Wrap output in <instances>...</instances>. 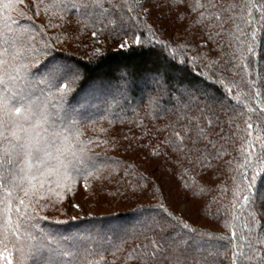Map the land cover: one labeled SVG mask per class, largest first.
Wrapping results in <instances>:
<instances>
[{"label":"trees","instance_id":"trees-1","mask_svg":"<svg viewBox=\"0 0 264 264\" xmlns=\"http://www.w3.org/2000/svg\"><path fill=\"white\" fill-rule=\"evenodd\" d=\"M111 2L117 3V9L110 8V0H103L104 7L116 17L123 15L127 26L117 23L104 27L106 21L99 15L93 19L82 14L83 9L73 7L79 0H61L60 8L47 11L43 6L48 0L39 7L34 6V0H12L11 9L0 3V10L16 21L12 27L27 30L33 37L28 43L44 62L32 70L33 74L39 75L55 57L83 66L85 77L103 82L102 88L86 94L81 85H73V92L64 101L66 108L74 109L68 119L78 121L82 133L81 143L75 147L83 148L84 156L96 162L100 178H77L63 199L48 192L49 185L42 192L38 189L32 197L34 233L68 238L64 247L76 243L77 260L83 264H142V254L146 248L152 253L154 243L165 245L170 234L190 235L183 228L185 223L201 233L229 236L233 229L225 224L231 222L238 234L247 236L244 225L251 224L249 212L257 217L253 234L264 233V201L245 205L234 197L236 185L243 187L240 173L246 170L237 168L247 155L241 153V144L253 141L250 151L254 164L257 158H264V147L255 141L257 136L264 138V10L254 9L245 24L239 15L241 9L230 8L221 13V28L214 13L221 5L228 7L238 0H212L217 8L197 7V0H182L176 6L170 0H139L140 7H136L138 0ZM255 2L258 9L264 4V0ZM207 3L199 0L201 5ZM129 7L133 11L128 12ZM145 8L149 9L147 15ZM234 21L243 36L236 31ZM136 36L141 44L135 43ZM125 41V47H120ZM45 45L49 46L47 55ZM95 45H99V52ZM249 45L255 55L247 53ZM163 68L169 71L157 86L152 74ZM121 76L126 79L121 80ZM186 88L196 91L189 96ZM188 108L190 115L203 109L204 116L213 121L211 131L229 138L225 143L213 137L217 147L223 145L218 158L212 150L206 159L190 163V157L175 149L172 132L179 130L183 121L177 123V117ZM246 120L253 125L251 138ZM253 170L247 169L249 178ZM82 195L94 202L96 210L107 211L70 219L69 207L79 203ZM37 196L43 198L37 201ZM189 200L198 203L196 221L187 216L190 212L177 208ZM55 202L60 205L53 207ZM233 216L238 219L233 221ZM256 247L264 255V245ZM159 264H169L164 254ZM215 264H231V249L215 257Z\"/></svg>","mask_w":264,"mask_h":264},{"label":"snow or ice","instance_id":"snow-or-ice-1","mask_svg":"<svg viewBox=\"0 0 264 264\" xmlns=\"http://www.w3.org/2000/svg\"><path fill=\"white\" fill-rule=\"evenodd\" d=\"M181 2L182 0H170L173 6ZM0 3H3L5 9L12 8V0L7 3L0 0ZM39 3H43V0H39ZM39 3L34 0V6L39 7ZM60 4L61 0H48L43 10L60 8ZM140 6L138 0L136 7ZM196 6L217 8V3L208 0L207 5H201L197 0ZM73 7L83 9L82 14L93 19L99 15L100 20L106 21L104 27L119 23L123 28L128 23L123 15L116 17L110 11V8L117 9V3L111 0L110 8L104 7L103 0H79V4H73ZM123 7L124 4L120 3L119 8ZM237 7L241 9L239 15L245 24L251 19L254 9L264 10V4L258 9L255 0H238L228 7L221 5L214 13L216 20L220 22L219 27L223 28L221 13ZM127 11L131 12L133 9L129 7ZM148 12L149 9L145 8V15ZM36 14L39 15V11ZM137 18L138 16L129 17L132 20ZM14 23L16 21L10 15L0 10V264H83V260H77L76 249L79 245L76 243L64 247L68 238L56 239L51 234L34 233L35 225L32 220L35 218V208L32 197L38 189L42 192L45 185H49L47 191L63 199L65 192L73 190L77 178L85 181L89 177L100 178L96 162L84 156L83 148L75 147L81 143L82 133L77 126L78 121L68 119L74 109L66 108L64 101L73 92V85H81L86 94L102 88L103 82L85 77L83 66L57 60L55 57L43 67L39 75L33 74L32 70L44 62L28 43L33 39L31 34L27 30L17 31L12 27ZM234 27L240 36L244 35L235 21ZM93 36H96V32H93ZM251 39H255V30H252ZM135 43H142L140 36H136ZM240 43L243 44L244 41L241 40ZM126 44L127 41L119 46L125 47ZM48 47L45 45V55ZM96 51L99 52V49ZM247 53L256 54L251 45L247 47ZM244 58L245 54L241 49V59ZM168 71L163 68L152 74L157 86L164 81ZM120 79L125 80L126 77L121 76ZM184 91L191 96L196 90L186 88ZM190 111L188 108L183 115L177 117V123H183H180L179 130L172 132V136L176 138L175 149L190 157V163L206 159L212 155V150H215L218 158L222 154L223 145L217 147V141L213 137L225 140V143L229 138L211 131L213 121L204 116L203 109H198V115H190ZM261 114L264 115V109ZM245 123L247 136L251 138L253 125L247 120ZM232 135L235 136L236 133L233 132ZM255 141L264 147V138L257 136ZM252 146L251 139L245 140L240 146L241 153L246 152L247 155L237 168L246 170L240 173L243 187L237 184L234 190V197L242 199L245 205L256 200L264 201V158H257L258 163L254 164L251 160ZM184 149H187L186 153ZM153 154L159 153L157 151ZM250 167L254 170L249 178L247 169ZM87 187L86 183L85 188ZM42 198L43 196H37V201ZM235 206L233 204V208ZM160 207L163 208V205ZM248 216L251 224L246 222L244 225L249 233L247 236L238 234L231 222L225 224L226 228L233 229L229 236L201 233L185 223L183 228L190 235L185 237L170 234L165 237V245L158 246L154 243L152 253L146 248L142 254V264H159L161 254L169 260V264H215V257L221 256L229 248L231 264H246L250 261L264 264V255L256 247L264 245V233L259 236L253 234L252 225L257 223V217L255 212H249ZM236 219L238 217H232L233 221ZM160 227L163 230V226ZM243 230L242 228L240 231ZM88 264L92 262L88 261Z\"/></svg>","mask_w":264,"mask_h":264},{"label":"rangeland","instance_id":"rangeland-1","mask_svg":"<svg viewBox=\"0 0 264 264\" xmlns=\"http://www.w3.org/2000/svg\"><path fill=\"white\" fill-rule=\"evenodd\" d=\"M92 37L93 33H92ZM100 41V39H97V42ZM99 48V45H95V49L97 50ZM59 199H56L55 201H58ZM194 200H189V201H184L181 202L180 204L177 205V208L179 211H188L190 212L189 216L190 219L195 220L197 216V211H198V203L193 202ZM60 205L55 202L52 204L53 207H58ZM73 205H78V207H74ZM98 212V211H107L106 209H101V210H96L94 206V202L91 199H88L85 195H82L81 200L79 203L73 202L68 210V216L70 219H75L82 218L85 215H91L93 212ZM196 221V220H195Z\"/></svg>","mask_w":264,"mask_h":264}]
</instances>
